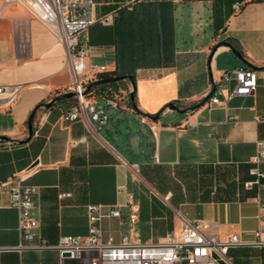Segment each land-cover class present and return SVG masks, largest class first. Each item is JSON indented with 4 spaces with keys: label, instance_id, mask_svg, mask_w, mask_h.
Wrapping results in <instances>:
<instances>
[{
    "label": "crops",
    "instance_id": "0c3cea01",
    "mask_svg": "<svg viewBox=\"0 0 264 264\" xmlns=\"http://www.w3.org/2000/svg\"><path fill=\"white\" fill-rule=\"evenodd\" d=\"M95 2L94 17L112 14L113 21L94 22L80 34L86 63L104 66L111 76L131 75L134 83L123 78L112 93L88 96L122 97L125 90L124 117L97 131L85 116L64 122L72 97L37 109L30 135L33 108L66 93L71 82L67 51L51 25L34 14L36 6L0 1V85L18 89L14 101L0 99V136L8 138L0 139V182L22 174L35 188L36 231L49 245L20 247L11 185L0 186V264H89L63 257L53 246L61 236L88 234L91 203L121 208L120 217L103 219L104 239L128 234L150 242L179 235L185 219H201L213 239L238 234L253 241L264 188L247 189L244 182L252 178L256 142L264 140V0ZM23 38L25 51L19 48ZM246 66L258 74L253 95L226 100L225 91L221 102L207 100L224 71ZM134 87L128 99L126 91ZM129 195L139 212L134 227ZM228 257L232 264H264V245L234 246Z\"/></svg>",
    "mask_w": 264,
    "mask_h": 264
},
{
    "label": "built area",
    "instance_id": "2783aa9c",
    "mask_svg": "<svg viewBox=\"0 0 264 264\" xmlns=\"http://www.w3.org/2000/svg\"><path fill=\"white\" fill-rule=\"evenodd\" d=\"M45 13L42 15L34 10L44 22L49 23L59 42L65 45L67 56L66 65L71 74V82L66 92H75V104L62 115L64 122H71L85 116L92 130L105 128L107 125L116 124L115 116L124 113L125 106L121 100L125 99V90L122 97L109 95L102 100L89 99L86 93L90 81L100 78L105 72V67L97 69L86 63V49L79 36L94 22H112L113 15L109 14L96 18L93 15L95 0H39ZM242 2L235 4L239 11ZM20 50H26L27 39L19 43ZM234 83L231 87L230 84ZM258 86V74L250 66L234 67L222 73L221 79L213 85L208 100L211 103L221 102V96L231 99L235 95H253ZM17 87L13 85H0V99L12 102L17 96ZM133 89L126 91L130 99ZM233 117H230L232 119ZM155 135V131H154ZM121 164L128 166V162L118 157ZM264 140L256 142V152L251 157L252 166L249 170L252 178L244 182V187L258 190L264 188ZM138 172V167H133ZM11 185L10 204L16 208L19 215V230L21 234L20 247L42 248L49 247L46 240L37 233L38 220L35 216L36 203L34 199L35 188L24 184V175L18 174L13 178L0 182V186ZM127 200L130 208L129 223L134 227L138 223V207L132 200ZM259 207L264 208V203L259 201ZM88 234L85 236L64 235L53 246L63 257L84 260L89 264H218V258L232 264L228 251L231 247L253 244L264 245V213L260 215L261 226L254 231L255 239L245 242L238 234H233L224 240H216L206 234L209 223L204 220L185 219L179 235L167 234L162 239L146 242L140 238H131L125 234L120 241L109 236L104 239L102 221L107 217H120L121 208L118 205L91 203L87 205ZM39 238V242L36 239ZM67 253L68 255H64Z\"/></svg>",
    "mask_w": 264,
    "mask_h": 264
},
{
    "label": "water",
    "instance_id": "95a60500",
    "mask_svg": "<svg viewBox=\"0 0 264 264\" xmlns=\"http://www.w3.org/2000/svg\"><path fill=\"white\" fill-rule=\"evenodd\" d=\"M225 45H230L228 42H225L224 43ZM232 47V50L233 52L241 58V54L239 53V51L233 47ZM130 78L132 81H133V77L131 75H117V76H113V77H109V78H101V79H97V80H94L92 81L91 83L88 84L87 88H86V93H89L91 91V89L94 87V86H97V85H100V84H103V83H107V82H114V81H118V80H122L123 78ZM134 83V81H133ZM134 94H135V87H134V90L133 92L131 93V97L133 98L134 97ZM75 96V92H66V93H63L61 95H57L55 96L51 101L47 102V103H44L42 106L46 107V108H49L51 106H53V104L55 102H58L60 100H64V99H68V98H72ZM170 108H173V109H176L177 106L174 104V103H169L168 105ZM191 108H194V107H191ZM35 113H36V110H34L31 115L29 116V119H28V127H29V134L32 135L33 134V118L35 116ZM160 113L156 114L155 116H153V119H158ZM0 139H8L6 136H0ZM64 255H68L67 253H65ZM213 257L217 258L218 259V264H228L225 260L223 259H220L218 258V256L216 254H213Z\"/></svg>",
    "mask_w": 264,
    "mask_h": 264
},
{
    "label": "trees",
    "instance_id": "16d2710c",
    "mask_svg": "<svg viewBox=\"0 0 264 264\" xmlns=\"http://www.w3.org/2000/svg\"><path fill=\"white\" fill-rule=\"evenodd\" d=\"M109 77H113V76H111V75H109V74H103V75H101L100 76V78L99 79H101V78H109ZM119 82H120V80H118ZM118 81H114V82H107V83H103V84H100V85H97V86H94L92 89H91V91H98V92H104V91H106V92H113V90H116L117 89V87H118V85H119V82ZM91 83V82H90ZM207 100H208V97H207ZM56 103V102H55ZM54 103V104H55ZM44 103H39V104H37L34 108H33V110H32V112L34 111V110H37V109H39L42 105H43ZM53 104V105H54ZM31 112V113H32Z\"/></svg>",
    "mask_w": 264,
    "mask_h": 264
},
{
    "label": "rangeland",
    "instance_id": "374dc122",
    "mask_svg": "<svg viewBox=\"0 0 264 264\" xmlns=\"http://www.w3.org/2000/svg\"><path fill=\"white\" fill-rule=\"evenodd\" d=\"M0 1H2L3 3H9V2H18V3H20V4H22V5H25V7H27V8H29V9H31L32 10V8L30 7V3L28 2V1H23V0H0ZM119 82V81H118ZM121 82V81H120ZM119 82V83H120ZM117 117H119V118H123L124 117V113H121L120 115H116ZM115 116V119L117 118ZM124 123V122H123Z\"/></svg>",
    "mask_w": 264,
    "mask_h": 264
},
{
    "label": "bare ground",
    "instance_id": "6f19581e",
    "mask_svg": "<svg viewBox=\"0 0 264 264\" xmlns=\"http://www.w3.org/2000/svg\"><path fill=\"white\" fill-rule=\"evenodd\" d=\"M30 4L32 6H36L37 7V11L39 13H41L42 15L45 13V8H44L43 4L39 0H30Z\"/></svg>",
    "mask_w": 264,
    "mask_h": 264
}]
</instances>
